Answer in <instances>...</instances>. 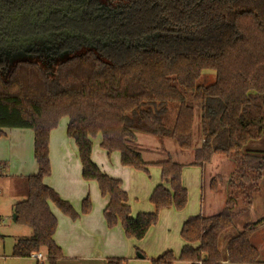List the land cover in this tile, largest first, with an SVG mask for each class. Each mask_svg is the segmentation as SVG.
<instances>
[{"label": "trees", "instance_id": "obj_1", "mask_svg": "<svg viewBox=\"0 0 264 264\" xmlns=\"http://www.w3.org/2000/svg\"><path fill=\"white\" fill-rule=\"evenodd\" d=\"M94 2L115 15L90 26L113 30L125 39L123 43L97 49L72 46L70 57L55 69L43 53L36 55L38 60H20L11 66L0 62V135L6 129L32 130L38 166L35 175L24 178L25 200L14 206L16 224L32 234L15 240L13 256L30 258L43 253L49 264H59L62 251L54 240L58 221L50 205L72 220L80 217L44 183L51 175L50 134L63 117L69 121L67 135L78 148L83 179L96 181L101 195L109 198L104 211L109 228L121 223L128 239L140 241L157 224L161 210H183L188 202L182 183L184 166L168 158L156 163L161 183L151 195L154 211L133 217L122 182L92 161V140L101 135L102 149L108 154L118 152L123 166L148 171L151 164L143 160L135 133L149 132L160 140L168 136L182 151H192L196 102L206 117L217 116L219 127L212 130L203 117V143L194 151L192 166L203 169L216 155L236 158L238 170L230 182L233 192L220 213L210 217L199 214L185 221L178 259L168 251L152 264L261 263L251 239L264 218L245 224L243 231L229 240L226 256L220 241L238 217L251 209L264 179V153L247 150L240 154L264 132L257 122L244 119L250 93L260 97L264 108V0ZM205 72L215 74L214 82L206 86L199 84ZM214 105L219 110L213 114ZM210 187L218 190L215 179ZM90 211L88 197L82 203V213ZM107 264L127 261L111 258Z\"/></svg>", "mask_w": 264, "mask_h": 264}, {"label": "rangeland", "instance_id": "obj_2", "mask_svg": "<svg viewBox=\"0 0 264 264\" xmlns=\"http://www.w3.org/2000/svg\"><path fill=\"white\" fill-rule=\"evenodd\" d=\"M19 57L16 59H19ZM68 57H70V53H65L62 56L56 57L51 63H49L50 68L55 69L60 62ZM29 58H31L32 60L37 59L36 57ZM42 63L46 64L47 62ZM214 80L215 74L213 72H205L201 80L199 81V84L204 86L210 85L214 82ZM250 94L251 104L244 110V119H247L251 122H257L262 126L264 131V108L262 106V101L260 97L257 96V94ZM194 109L195 119L193 125V146L194 148H198L203 136L202 120L203 117H206V112H203L200 103L195 102ZM212 110L214 114L216 111L218 112L219 108L218 106L214 105ZM66 119V117H63L60 120L58 126H61L62 122H65ZM206 120L207 125L212 130L219 127L217 116L211 119L209 116H207ZM223 131L225 132V129H223ZM137 133L138 143L143 146V148H141H152V152L143 151L144 161L146 163L153 164L150 165L148 171H144L126 167L120 163L123 171L121 177L116 178H119L123 181L124 187L128 192L131 213L133 215H137L141 212H150L154 210V206L151 202V195L156 185L161 182V170L156 163L159 161H165L168 158H171L174 162H177L184 166L182 181L183 186L187 189L188 192V202L183 210H177L174 207L161 210L159 212L157 224L149 230L144 239L140 241L133 239L129 240H131V242L134 243V246L136 247V249L134 248L136 255H139L140 253L145 251L140 247V245H143L149 252H157L161 249H164L163 251H165L169 249L173 251L175 258L178 259L182 247V239L180 233L183 224L189 218L197 216L200 213H205L208 216L212 211H216L213 213H217L225 206L230 192H233L230 182L238 170V161L236 160V158L216 155L212 158L211 163L206 166L204 173L206 189L210 188L211 180L215 179L218 184V190L216 192H213L218 194L216 195L215 193H212L211 191H209V189H207L208 194L206 195L205 204H207V206L209 207L210 201L212 200L213 205H211L210 209H204V206H201V169L195 166H188L189 163L193 161V152L182 151L178 148V145L168 136H165L163 140H160L158 138H155L154 136H147L142 134L143 131H137ZM97 137H99V135ZM97 137L93 139L94 144L97 142ZM218 145H221V143H219ZM247 150L255 153H264V132L262 138L259 141L249 143L248 146L240 154L244 155ZM34 159L35 158L33 153L31 165L37 171V165ZM13 160L14 158L10 160L11 162L6 163L7 173H9V176H18L20 175V168L17 163L13 162ZM2 186L3 187L0 193L5 196L11 190L9 191L8 184L6 185L4 183ZM259 187L260 191L254 195V197L256 198L257 195L264 189V179L259 183ZM8 199H11V197H8ZM89 200L91 202L92 209L93 201L90 197ZM4 202L0 197V215L4 216L0 219V223H2V225L0 226V264H37V260L34 257L18 258L13 256L15 239L22 236L21 233L29 232V229L27 227L14 223V217L9 214V204L5 201V198ZM255 204L256 206L254 205V208H251L253 210L250 209L245 215L239 216L235 222V226L222 236L220 241V245L222 248L225 247V244L229 239L239 235L243 231V227L245 224L255 223L264 218V197L259 203ZM51 206L55 210H59L56 205L52 204ZM79 215H85L82 213V204L81 213ZM251 242L264 254V229L262 231L257 230L253 235Z\"/></svg>", "mask_w": 264, "mask_h": 264}, {"label": "crops", "instance_id": "obj_3", "mask_svg": "<svg viewBox=\"0 0 264 264\" xmlns=\"http://www.w3.org/2000/svg\"><path fill=\"white\" fill-rule=\"evenodd\" d=\"M68 122L69 121L67 118L65 122H62L61 126H58L50 134L49 158L51 164V175L45 178L44 183L55 190L62 200L70 203L74 210L79 214L81 213V204L86 198L90 197L94 203V206L92 203V209L89 214L81 215L77 220H72L71 218L65 216L62 212H60V210H55L51 206L52 204L50 205L51 211L58 221V227L54 235V240L57 246L62 251V258L59 260V264H107L108 260L111 258L125 259L127 261V264H152L153 259L160 257L168 251H171L169 249L165 251H163L164 249H161L157 252H149L143 245H140V247L145 250L140 253L143 256L142 258H140V254H135L134 250L136 249V247L134 246V243H132L131 240L126 237L125 232L120 225L114 228L108 227L105 220L104 211L109 204V198L103 197L101 195L99 186L96 181H85L83 179L82 164L79 158L78 148L74 140L69 138L67 135ZM1 133L0 192L4 183L6 185L8 184L9 191H11L8 192L5 196L0 193V197L2 198L3 202L5 198V201L9 204V214L14 216V206L17 203L25 200L24 192L22 189L24 178L35 175L38 172V166L36 171L31 165L32 156L34 153V132L32 130L6 129L1 131ZM138 133H135L137 139L136 144L138 145V147H140L143 157V151L152 152V148L142 149L143 146L138 143ZM142 134L158 138L156 135L149 132H143ZM101 141V135L97 137V142L95 144L92 140V161L106 175L111 178L120 180L122 182V189L128 194L127 190L124 187L123 181L119 178H116L121 177L123 171L122 167L120 166V154L118 152L108 154L105 150L102 149ZM202 143L203 136L198 148L201 147ZM198 148H194L193 146V150L191 151L193 152V161H191L188 166H192V163L194 162V151ZM13 158V162L17 163L20 168V175L18 176H9V173H7L6 163L11 162L10 160ZM206 166L203 169L200 168L202 178L201 206H204V209H210L211 205H213L212 200L210 201L209 207L207 206V204H205L206 195L208 194L207 189H209V191H211L212 193L215 192L211 190V187L206 189L204 180ZM215 194L217 195L218 193ZM8 197H11V199H8ZM263 197L264 189L257 195V198L254 197L252 207L254 205L256 206L255 203H259ZM223 208L217 213H213L216 211H212L208 216L205 213L200 214L206 217L214 216L220 213ZM153 211L141 213H151ZM132 216L134 217L136 215L132 214ZM2 217L4 216L0 215V219ZM14 223L16 224L15 221ZM1 225L2 223L0 224V226ZM263 229L264 224L258 228L259 231H262ZM31 234L32 232L29 229V232L21 233L22 236L17 237L16 239L28 238L31 236ZM229 240L226 242L224 248H222L220 245V250L224 256H226V246ZM258 250L260 253V260L264 262V254L260 251L259 248ZM262 262L259 264H263ZM39 263L37 261V264ZM43 264L49 263L46 261ZM175 264L190 263L176 261ZM222 264L231 263L224 261Z\"/></svg>", "mask_w": 264, "mask_h": 264}, {"label": "flooded vegetation", "instance_id": "obj_4", "mask_svg": "<svg viewBox=\"0 0 264 264\" xmlns=\"http://www.w3.org/2000/svg\"><path fill=\"white\" fill-rule=\"evenodd\" d=\"M113 12L94 0H0V62L11 65L39 53L53 61L71 55L75 45L80 50L123 43L113 30L90 26Z\"/></svg>", "mask_w": 264, "mask_h": 264}, {"label": "built area", "instance_id": "obj_5", "mask_svg": "<svg viewBox=\"0 0 264 264\" xmlns=\"http://www.w3.org/2000/svg\"><path fill=\"white\" fill-rule=\"evenodd\" d=\"M32 257H34L40 263H44L46 261V257L43 253H37L35 255H32Z\"/></svg>", "mask_w": 264, "mask_h": 264}, {"label": "water", "instance_id": "obj_6", "mask_svg": "<svg viewBox=\"0 0 264 264\" xmlns=\"http://www.w3.org/2000/svg\"><path fill=\"white\" fill-rule=\"evenodd\" d=\"M13 217H14V221L16 222V215H14ZM139 257L142 258L143 256L142 255H139Z\"/></svg>", "mask_w": 264, "mask_h": 264}]
</instances>
